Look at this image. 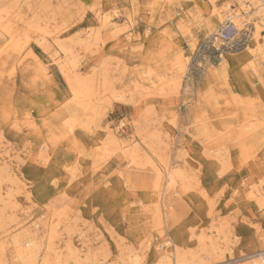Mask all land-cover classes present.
<instances>
[{"label":"rangeland","instance_id":"obj_1","mask_svg":"<svg viewBox=\"0 0 264 264\" xmlns=\"http://www.w3.org/2000/svg\"><path fill=\"white\" fill-rule=\"evenodd\" d=\"M37 1L1 0L0 5L9 7L12 3L9 19L24 24L34 15L29 6L38 5ZM188 1L195 2L203 16H199L197 9L193 10L190 31L185 33L177 30L167 16L152 17L158 7L154 0H47L52 8L43 26L47 23L52 35H59L64 45L68 43L74 51L73 58L80 56L79 61L76 58V71L85 78H93V82L96 80L94 86L99 91L96 98L102 99L99 103L105 106L106 114L101 125L75 129L80 150L73 145L61 146V141L57 146L43 148L49 155V160L43 164L37 151L48 138L47 124L54 127L62 113L60 102L70 100L72 92L61 65L52 61L53 57L40 46H34L36 53L51 61V74L46 79L34 77L33 70L19 71L17 81L6 87L7 104L12 105L8 112L12 113L8 120L0 118V179L5 178L1 194L10 205L6 208L4 229L0 227V242L11 240L14 234L29 228L31 222L40 220L43 229L38 232L39 238L46 240L44 236L56 226L55 241L61 251L71 244L84 257L88 250L94 249L100 262L107 264H158L165 248H173L179 242L196 250L200 235H210L220 229L227 236L223 242L226 260H229L220 264H241L244 254L264 249V205L257 200L259 190L264 191V148L244 158L238 144L223 136L231 130L228 123L209 108L204 124L211 130L212 138L197 135L194 127L195 112L199 110L196 100L203 76L201 68L206 62L216 66L221 53L225 56L231 53L215 49L210 39L203 48L199 43L204 36L203 19L209 17L212 5L209 0ZM227 2L234 11L240 9L237 0H219L217 5L221 7ZM182 10L181 4H171V17L178 19ZM97 12L101 17L110 14L112 24L102 30L96 43L84 45L88 49L85 53L83 45L77 46L76 37L84 38L89 31L102 26ZM113 24L126 28L117 35L118 39L113 38ZM148 28L151 33L147 32ZM254 28V23L250 22L241 32L231 30L226 44L254 45ZM167 29L172 32L174 45L185 48L191 58L182 87L174 95L157 90L150 79V74L154 80L163 74L161 69L152 71L150 68L162 66L172 56L164 43L151 48L155 36ZM129 34H134L130 41L126 40ZM192 36L196 38L195 47L189 42ZM260 39L264 43V26ZM72 40H76L73 42L76 45ZM203 56L208 61L203 60ZM167 66L170 67L171 62ZM103 80L113 82L123 97L114 99L110 94H103ZM186 80L188 91H185ZM3 94L5 92L0 93V97ZM27 112L42 128L40 135L27 128L26 123L23 125ZM12 119L17 120V124L22 123L19 132L12 129ZM106 127L115 131L114 137L108 136ZM58 131L61 134V130ZM139 141L143 142L145 156L142 167L136 168L118 148L134 146ZM149 145L157 154L152 153ZM145 159L155 161L165 170L164 184L167 165L184 166L191 180L188 189L179 188L176 199L172 200L176 215L165 222L163 228L155 227L149 212L145 211V203H149L151 196L149 186L156 173ZM250 189L253 190L251 195ZM130 201L135 205L125 211L122 206ZM133 206L137 212L133 211ZM5 255L4 261L12 264L11 252ZM190 264L219 263L200 260Z\"/></svg>","mask_w":264,"mask_h":264},{"label":"bare ground","instance_id":"obj_2","mask_svg":"<svg viewBox=\"0 0 264 264\" xmlns=\"http://www.w3.org/2000/svg\"><path fill=\"white\" fill-rule=\"evenodd\" d=\"M185 1L154 0V3L157 2L156 5H158V7L156 11L153 12L152 17L155 16L157 18V14L162 18L163 16H167V20H172V23L175 24L177 30L179 29V31L186 33L190 31L189 26L192 16L191 14L193 13L192 11L197 9L200 17L203 16V12L197 4H194L195 2H189L187 0L188 3H185ZM218 1L219 0H209L212 8L210 7L209 17L203 19L202 32L204 36L199 43H202L204 48L207 46L206 40L210 39L212 46L215 49L222 52L226 51V53L231 54L225 56L221 53L220 63L218 65L215 66L210 62H206L205 67L203 69L201 68L203 76L198 86V97L196 100L199 110L197 114L195 112L194 127H196L197 135H202L204 138L211 137V130L204 124V121L207 118L206 112L209 108V110H212L221 118V120H225L228 123L231 130L226 131L223 136L227 140H233V142L238 144L239 153L244 158H247L258 152L261 148H264V43L260 39V30L264 26V0H237L240 3V9H235V11L232 9V5H230L229 2L220 7L217 5ZM37 2L38 5L33 3L29 6L34 15L28 21H25L24 24L9 19L11 13L10 7L13 6L12 3H10L9 7L0 5V93L5 92V94L2 95L3 97H0V100L2 101L0 104V118L4 121L8 120L9 115L12 113L8 112L11 104H7L5 95H8V93L6 87L8 89L9 83H15L17 81L16 75L19 71L29 72L33 70L32 75L34 77L50 78L51 72L49 63L51 61L42 58L34 49L35 45L40 46L50 55V57H53L52 61L54 60L61 65L60 68L65 74L72 92L70 100L67 98L62 102L58 101L63 104L60 108L62 113H60L59 120L56 121L54 127H52L53 125H51V123L50 125L49 123L47 124L48 141L44 139L41 142L43 146L37 151V155H39L43 164H46L49 160V155L48 150L43 148H48L50 145L57 146L61 141V146L64 145L68 147L73 145L78 149L79 143L75 129L78 126L90 129L95 125H101L106 110L105 106L99 103L102 99L99 98L98 100L96 98L98 95L97 93L99 92L94 86L96 80L93 82V78H85L84 76H81L82 74L77 73V57L73 58L74 51L67 46L68 43L64 45L59 41L61 38L59 35H52L47 27V23L43 26V22L45 20L48 21L49 16L47 13L52 8V3L47 2V0H38ZM177 3L181 4L183 14L178 19H174L170 14V6L171 4L174 5ZM19 12L21 11L19 10ZM100 15L101 14L98 13L100 21L102 20V26L93 31H89L84 38H81V36L78 35L76 37L77 42L74 40L77 46L93 45L101 38L100 35L102 34V30L112 24L110 14H106L102 17ZM22 18L23 17L20 19ZM250 22H253L255 27L253 35L254 45L226 44L227 42L222 36L226 29L234 27L237 32H241L243 31V27ZM113 27H115V30L112 29L114 30L113 38L117 37V35L126 29L116 24L111 26V28ZM147 32H150L149 28L147 29ZM132 36H134V34H129L126 40H129ZM74 41L72 40V44H75L73 43ZM174 42L175 40L173 39L171 30L167 29L162 35L155 36L151 42L152 46L150 45L151 48H153L154 45L164 43V45L168 46L166 48L172 55L161 64L162 66L150 68L152 71H155L156 68L163 71L160 78L156 79L157 81L152 78V74H150V79L155 83L154 85L157 90L161 92L167 91L168 95L179 93L183 84V79L185 78V72H187L186 69H188L187 67L191 59L185 48L175 46ZM189 42L192 47L197 45L195 36H192L189 39ZM72 44L70 43V46H72ZM163 47L165 48V46ZM74 50L76 49L74 48ZM86 50L88 49L84 46L85 53ZM90 50H92V48ZM79 57L80 56H78V58ZM202 59L208 61V58H205V56H203ZM168 62H171L170 67L167 66ZM103 81L105 82V80ZM103 85V94H110V96L115 97L114 99L123 97L121 93L116 91L113 82L106 81ZM185 85V91H188L190 89L188 80H186ZM99 87L100 86L98 85V88ZM109 101L111 103V100ZM109 101L107 103H109ZM12 120H10V125L15 132H19L22 128L21 126L25 125V123L27 128L35 131L38 135L42 132V128L38 127V123L35 118H33V115L28 112L24 116L25 122L23 125H21L22 123L17 124V120ZM54 128H56V131H54ZM225 128L228 127L225 126ZM58 129L61 130V134ZM62 129H64V132ZM106 130L108 136H113L115 133V131L107 127ZM137 141L135 140L134 142ZM139 142L140 143H136L134 146L126 145L119 146L118 148L124 157L126 156L125 158L131 162V165L135 164L136 168L142 167L145 156L144 147L142 146L143 142ZM149 147L153 154H157L156 150H153L150 145ZM146 162L152 166V169L156 173H154L153 181L151 186H149L151 188V196L149 198V203L147 205L145 203V211L149 212V218H152L155 227L163 228L165 222L172 220L176 215L174 202L172 200L176 199L180 187L183 189H188L190 187L191 180H189L188 175L184 170V166L167 165V178H165L166 180L164 184L162 174L165 170L158 167L153 160H148ZM4 179V176L0 179V227L5 225V212L7 210L6 208L10 205L9 201H5L1 194V184L4 182ZM128 180L130 181L131 179L128 178ZM249 193L251 195L253 190L250 189ZM11 195L13 194L10 193V196ZM257 197L258 202L264 205V191L259 190ZM133 204L135 205V202L133 201H130L129 203L125 202V206L123 205L122 208L125 211H129ZM142 204L144 203L142 202ZM11 210L13 209L11 208ZM133 211L137 212V208L134 206ZM30 227L33 228V231L30 230ZM41 228L43 229L42 221H33L30 223L29 228L14 234L11 237V240L4 241L7 245L4 244V242H0V264H7L4 261L7 251L11 252L12 258L10 259L12 264H107L103 261L100 262L101 260L95 253L94 249L88 250L84 257L82 256L83 254L81 255V253L71 244H67V247L64 248L65 251H61L55 241L57 238L56 226H53L50 232L44 236L46 240L43 238L41 239L38 236V232L42 231ZM225 234L224 230L220 229L216 232L212 231L210 235H200L198 239L199 246L196 250L188 249L187 245L176 242L173 248H165L163 250V257L158 264H190L200 260H208L212 263L217 262L219 264L226 263L229 260H226L225 255L226 249L224 247L225 243L223 242V240L227 238ZM243 256V259L240 260L241 264H264L263 248L259 251H252L244 254Z\"/></svg>","mask_w":264,"mask_h":264},{"label":"built area","instance_id":"obj_3","mask_svg":"<svg viewBox=\"0 0 264 264\" xmlns=\"http://www.w3.org/2000/svg\"><path fill=\"white\" fill-rule=\"evenodd\" d=\"M231 30H235L234 27H231V28H229V29H226V30L223 32V35H222V36H223V38H224L225 40L229 38L228 36H230L229 33H230Z\"/></svg>","mask_w":264,"mask_h":264}]
</instances>
